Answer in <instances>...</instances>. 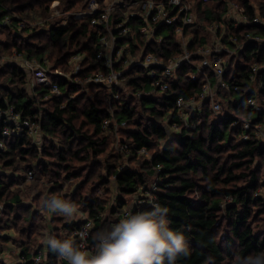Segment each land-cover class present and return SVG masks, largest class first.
I'll return each mask as SVG.
<instances>
[{"label": "trees", "instance_id": "16d2710c", "mask_svg": "<svg viewBox=\"0 0 264 264\" xmlns=\"http://www.w3.org/2000/svg\"><path fill=\"white\" fill-rule=\"evenodd\" d=\"M54 1L68 12L87 0H0V21L10 22L0 27V32H7L0 51L14 49L25 59L42 65L48 60L61 69L73 52L88 53L90 59L78 77L109 73L97 58L100 28L92 26L88 18H73L66 25L48 21ZM126 1L135 5L131 11H142L144 0ZM231 1L244 14L264 21V0ZM193 4L198 21L184 29L190 38V61L200 64L196 52L207 45L213 25L218 27L216 36L233 51L223 53L228 58L223 74L228 88L218 91L223 105L220 114L212 109L211 100L200 96L208 80L215 84L214 71L205 68L198 72L192 63L179 68L164 89L153 85L159 73L151 77L148 69L131 67L123 74L124 88L92 84V95L80 92L81 83L53 74L60 94L34 87L37 99L27 94L24 69L11 61L1 64L0 109H12L21 119L39 116L44 134L41 148L22 135L6 139L5 148L0 149L1 242H19L21 264H30L40 251L48 264H58L60 258L46 244L48 237L75 241L82 215L93 221V235L100 232L107 210L118 222L128 201L141 188L148 189L146 184L155 178L152 203L145 201L133 212L151 211L154 204L169 209V226L185 235L191 253L177 264H247L249 257L264 253V131L259 129L264 121L247 103L257 95L264 107V26L228 24L225 32L222 17L227 0H194ZM112 17L114 24L119 23L124 14L118 11ZM143 23L142 17L130 16L127 25L133 37L118 39L119 45L128 44L133 55L152 52L163 60L183 53L176 36L179 22L159 26L150 41L139 32ZM251 37L263 41H251ZM255 65L260 70L252 76ZM192 97L198 100V110L180 117L178 99ZM108 119L125 124L118 133L126 146L122 151L115 150L114 125L103 129ZM29 175L35 181L32 186L47 180L45 189L25 203L13 187L26 183ZM51 198L77 205L80 215L68 218L48 211L44 203ZM93 235L90 242L95 244Z\"/></svg>", "mask_w": 264, "mask_h": 264}, {"label": "built area", "instance_id": "2783aa9c", "mask_svg": "<svg viewBox=\"0 0 264 264\" xmlns=\"http://www.w3.org/2000/svg\"><path fill=\"white\" fill-rule=\"evenodd\" d=\"M187 0H144L142 2V11L136 12L131 11L133 6L128 5L126 0H113L109 3L111 4L109 7L106 6L102 9L99 6L98 0H88L87 1V9L74 13V18H88L90 19V23L92 26L99 27L101 30L100 33V42H99V50L97 54V58L99 61L103 62L105 67L109 69V75H103L101 73L94 75L93 81L95 83H107L108 85L115 86L117 82L121 79L124 74V71L120 73L113 69L114 64H123L126 69L131 67H142L149 70V75L154 77L155 74L159 73V77L153 85H160L162 89L166 88V81H168L173 74L181 68L185 63H192L190 61L192 54L187 50V42L190 39L188 36L186 37L184 34V29L186 26L195 23V17L193 15L192 7L190 3H186ZM206 3H210L212 0H203ZM227 11L222 17V24L224 25L223 30L226 32V28L228 24H232L234 27L247 26L252 24L262 25L264 26V21L260 17H250L243 13V10L240 9L233 1L227 0ZM121 11L124 14V19H122L119 23L112 22V15L115 12ZM173 12V13H172ZM96 14V15H95ZM130 16H140L143 18V25L139 28L140 34L146 39V41H150L151 39H155V33L159 26L167 25L173 26L178 22L180 25L176 29V36L180 39L183 53L175 56L169 60H163L162 58L156 56L154 53H145L140 52L139 54L133 55L126 47L128 44L119 45L118 39L125 38L127 39L129 36L133 37V30L127 25L128 19ZM67 21V20H66ZM10 24L8 19L0 21V27L8 26ZM62 24V23H61ZM66 25V24H62ZM217 25H213L210 27L211 31L217 32ZM221 41L220 36H217ZM251 41L261 42L263 41L259 37H251ZM161 40V39H160ZM159 40V41H160ZM232 40H235L233 38ZM223 49V48H222ZM216 46L215 49L210 47V45L202 46L197 52L196 56L201 57V64L197 66L198 72H201L202 69H211L214 71L216 76L215 84H211L208 80L206 84L203 86V89L200 93V96L205 99H209L212 101L215 97L218 96V91L220 88H228V85L225 83L223 79V74L226 70V65L228 60L226 56L223 55L224 51ZM230 54V53H229ZM14 55V56H13ZM13 61H17L21 59V63H23L24 67L29 66L31 64V60H25L21 55L15 52L13 54ZM116 55L118 57H113ZM112 59V60H111ZM28 61V62H26ZM15 65L18 63L11 62ZM20 65V64H19ZM38 66L37 64H34ZM21 66V65H20ZM24 67L22 69H24ZM264 68V67H263ZM46 66L39 64V68L35 67V71L32 72L34 74V87H45L52 90L55 94H60L58 86L52 81L51 77H49L46 73ZM260 70L258 65L253 66V75ZM32 73L26 74L33 79ZM66 78H68L66 76ZM196 78V75L193 76ZM33 82V81H32ZM196 98L192 97L188 100L184 98H179L177 101V107L179 111L180 117L186 118L188 113L195 112L198 108L194 105ZM248 105L253 108V110L263 117L262 121H264V107L260 103L257 95H253V97H249L247 100ZM213 109L218 114L223 112V105L218 101L213 103ZM110 120H105L103 123V129H107L110 126ZM0 123H3L0 134V149L5 148V140L12 139L14 137L28 135L31 139H33V143L35 146L41 148L43 146V132L40 125L39 116H34L31 118L30 116L25 118H20L19 115L15 114L12 109H0ZM245 130H248V126L244 127ZM264 137V136H261ZM247 139V137H244ZM142 153H146L145 150L141 151ZM30 177V175H29ZM146 191L148 189H145ZM155 190L154 184L152 185V191ZM145 194H147L144 191ZM141 198L143 200L139 201L140 206L144 205V194H141ZM150 202L149 204H151ZM2 207H0L1 209ZM134 214L132 210L123 211L120 215L123 218L127 214ZM82 225L79 230L76 232L75 243L83 244L84 249L91 251L94 247V244L90 242L92 238V229H93V221L88 219L87 216L82 218ZM87 231L88 236L84 241H81L78 233ZM3 233L0 231V264H10L4 258V251L2 247L1 237ZM58 264H62V262L68 261L60 259ZM24 262L23 258L20 260V263ZM30 264H48L47 256L43 251L35 254Z\"/></svg>", "mask_w": 264, "mask_h": 264}, {"label": "clouds", "instance_id": "9594fccd", "mask_svg": "<svg viewBox=\"0 0 264 264\" xmlns=\"http://www.w3.org/2000/svg\"><path fill=\"white\" fill-rule=\"evenodd\" d=\"M44 206L68 218L80 215L77 205L57 198L46 200ZM168 213L167 207L154 204L151 211L127 214L110 230L94 233L91 251L84 249L83 244L54 236L48 237L46 244L69 264H177L191 253L185 235L170 228ZM78 235L84 241L88 232ZM247 264H264V253L249 257Z\"/></svg>", "mask_w": 264, "mask_h": 264}, {"label": "rangeland", "instance_id": "374dc122", "mask_svg": "<svg viewBox=\"0 0 264 264\" xmlns=\"http://www.w3.org/2000/svg\"><path fill=\"white\" fill-rule=\"evenodd\" d=\"M88 1V0H87ZM87 1H84V3H83V5L82 6H76V7H74V9H72L71 11H68V12H65L64 11V9L61 7V5H60V3H59V1H54L52 4H51V12L49 13V18H48V21L50 20L52 23H58V22H61L62 24H67V22H69L71 19H73L74 17H73V13H78V12H80V11H82V10H86L87 9V4H86V2ZM110 1H113V0H103V2L102 3H100L99 4V6L100 7H102V9L103 8H105L106 6H110L111 4L109 3ZM186 3H190V5H191V7H192V13H193V15H194V17H195V22L196 21H198L197 20V10H196V8H194V0H187L186 1ZM80 19H83L84 20V17H81ZM67 20V21H66ZM42 23V21H39L38 22V24H41ZM19 31H21V30H19ZM209 33H208V42L206 43L207 45H210V47H213V49H215L216 48V46L218 45V47L220 48V49H222L223 51H224V54H232L233 53V51L231 50V49H228L227 48V46L226 45H224L219 39H218V37L216 36V32H214V31H211L210 30V27H209ZM7 39V32H0V41H5ZM13 54H15V50L14 49H12L11 50V52H9V53H6V52H3V51H0V56L2 57L1 59H0V67H1V64H3V63H6V62H8V61H11V62H16V63H18L17 64V66L18 67H20L21 69L24 67V65H23V63H21V59L20 60H17V61H13L11 58H13ZM59 53H57V55H58ZM88 53H86V54H84V55H79L78 53H76V52H73V54L71 55V57H70V59H69V63H68V65L66 66V67H64L65 69H61V68H54V66H53V63L52 62H48V60H46L47 62H46V73H47V75L49 76V77H51V79H52V75L54 74V75H61L62 77H65L66 78V76L68 77V78H66V79H68L69 81H73V80H75V82L74 83H76V82H78L80 85H81V87H82V89L80 90V92H83V93H88V94H90V95H92L93 94V90L90 88L91 87V85L92 84H100V83H95L94 81H93V77H94V75H96V74H99V71L98 72H94L95 74H93V75H90L89 74V76H85L83 79H81L80 77H78V73L80 72V70L82 69V68H84L83 67V65L84 64H86V62L88 61V59H90L89 58V56L87 55ZM13 55V56H12ZM57 55H55L56 56V58H57ZM59 55H62V53H60ZM116 55H113V57H115ZM116 57H118V56H116ZM24 58V57H23ZM25 59V58H24ZM44 59H46V57L44 58ZM227 60H228V58H226ZM25 60H28V59H25ZM55 59H53V61H54ZM112 60V59H111ZM28 61H30V60H28ZM28 61H26V62H28ZM31 62V64H29V66H26V67H24V70L27 72V73H32V72H34L35 71V67L36 68H39V64H40V62H38L37 60H35V59H33V60H31L30 61ZM196 63V62H195ZM21 66H20V65ZM34 64H37L38 66H35ZM200 64H201V62H200ZM200 64H194L195 65V67L197 68V66H199ZM87 65V64H86ZM116 65H119V68L118 67H116ZM107 69H110V68H108V67H106ZM113 69L114 70H116L117 72H121V71H127V69L126 68H123L122 67V65H120V64H114V66H113ZM198 69V68H197ZM76 74V75H75ZM103 75H109V73H107V74H104L103 73ZM32 76H33V79H31V77H29L28 76V78H27V82H26V86H27V94H28V96L30 97V98H35L36 97V99H37V94H36V92H35V90H34V83H35V80H34V74L32 73ZM0 80L1 81H4V77H0ZM33 81V82H32ZM53 81V80H52ZM124 82H125V79L123 78V76L121 77V79L117 82V85H115V87H120V88H124ZM101 84H106L108 87H111V85H108L107 83H101ZM100 84V85H101ZM124 92L125 93H128V90L125 88L124 89ZM209 100V99H208ZM219 100H218V98L217 97H215V99L213 100V103H215V102H218ZM211 107H212V103H211ZM213 109V108H212ZM110 111H111V109H110ZM192 112H190V113H188V115H187V117L191 114ZM110 122V124L112 123L113 125H114V127H115V129H114V131H115V133H113V135H114V145H115V150L116 151H122L121 150V148H118V139L120 138V129L122 128H124V126H125V124L123 123V124H119V122H116V120L114 121H109ZM108 133L110 132V130H108L107 131ZM119 133V134H118ZM43 137H44V134H43ZM33 140V139H32ZM35 145V144H34ZM154 178V174L151 176V178L150 179H153ZM46 180L47 179H45V178H43V179H41V180H39L38 182H37V184H35V186H32V184L33 183H35V181L33 180V179H29V176H28V178H27V180H26V183H24V184H21V185H18V186H14L13 187V189H17V191L18 192H20L21 194V197H22V199H23V202H31L32 201V198H33V196L35 195V193H37L39 190H42L43 188H44V183H46ZM156 180V178L155 179H153V180H151V182H149L148 184H146V186L145 187H148V190L146 191V190H143L142 188L138 191V192H136V195H135V197H133L132 199H130L129 201H128V203L126 204V207L123 209V211L125 210V211H128V210H132V211H134L136 208H138L139 206H140V204H139V201H141V200H143L142 198H141V196H139L140 195V193H142V194H144V196H147V200H149V201H153V199H151V196H152V193L151 192H155V190L154 191H152V185L154 184V183H152L153 181H155ZM45 185H48V184H45ZM155 186V185H154ZM45 189V188H44ZM144 191L147 193V194H145L144 193ZM144 200H145V198H144ZM3 203L1 202L0 203V207H2L3 205H2ZM4 207V206H3ZM109 211L107 210L105 213H104V218L103 219H105V221L102 223L103 225H101L102 227H101V231H103L105 228H107L108 230H110V227H111V225L113 224V223H116L117 222V220H116V218H114V217H112L111 218V216H109V213H108ZM134 213V212H133ZM121 214V213H120ZM118 215V217L119 218H122L121 217V215ZM47 217H49L48 215H47ZM82 218L83 217H86V215H82L81 216ZM109 217V219H107ZM120 220V219H119ZM36 221H38V219H36ZM40 221V220H39ZM44 222H42V224H43ZM94 225V224H93ZM5 233H9V230L7 231V230H5ZM96 233V232H95ZM18 237V236H17ZM5 245V244H4ZM10 245H12V244H10ZM10 245H8L6 248H3V251H4V258H5V260L8 262V263H10V264H18V261L19 260H21V258L19 257L20 256V248H18L19 247V242H18V244H14L13 246L14 247H16V248H13L12 246H10ZM3 247V246H2ZM20 264V263H19Z\"/></svg>", "mask_w": 264, "mask_h": 264}, {"label": "bare ground", "instance_id": "6f19581e", "mask_svg": "<svg viewBox=\"0 0 264 264\" xmlns=\"http://www.w3.org/2000/svg\"><path fill=\"white\" fill-rule=\"evenodd\" d=\"M119 40H120V38H119ZM123 68H125L124 67V65L122 66ZM198 70V69H197ZM125 73V72H124ZM76 75V74H75ZM196 75V77H197V74H195ZM196 79V78H195ZM206 84V83H205ZM202 100H205V98H201ZM208 100V99H207ZM194 105L198 108L199 107V104H198V100H197V102L195 101L194 102ZM248 124H250V123H248ZM259 129H262L263 131H264V125L263 126H260L259 127ZM121 138V137H120ZM120 138L118 139V148H121V150H124L125 148H126V146H124L125 144L124 143H122L121 141H120ZM150 200V199H149ZM149 200H145V201H148L149 202ZM147 202V203H148ZM146 203V202H145ZM144 203V204H145ZM150 203V202H149Z\"/></svg>", "mask_w": 264, "mask_h": 264}, {"label": "crops", "instance_id": "0c3cea01", "mask_svg": "<svg viewBox=\"0 0 264 264\" xmlns=\"http://www.w3.org/2000/svg\"><path fill=\"white\" fill-rule=\"evenodd\" d=\"M121 213H122V212H121ZM120 219H122V218H120ZM118 222H119V221H118ZM116 223H117V222H116ZM41 242H42V241H41ZM4 244H5V245H4ZM10 244H12V245H10ZM8 245L12 246L13 248H16V247L13 246L14 244L11 243V242H10V243H3V242H2V246H3V248H6ZM19 263H20V260L18 261V264H19ZM20 264H21V263H20Z\"/></svg>", "mask_w": 264, "mask_h": 264}]
</instances>
